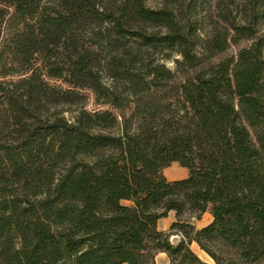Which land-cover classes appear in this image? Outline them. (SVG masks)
Returning <instances> with one entry per match:
<instances>
[{"label":"trees","instance_id":"16d2710c","mask_svg":"<svg viewBox=\"0 0 264 264\" xmlns=\"http://www.w3.org/2000/svg\"><path fill=\"white\" fill-rule=\"evenodd\" d=\"M5 24L0 264H264V0H0Z\"/></svg>","mask_w":264,"mask_h":264},{"label":"rangeland","instance_id":"374dc122","mask_svg":"<svg viewBox=\"0 0 264 264\" xmlns=\"http://www.w3.org/2000/svg\"><path fill=\"white\" fill-rule=\"evenodd\" d=\"M147 4L150 7H156L158 5V3L154 2V1H148ZM9 33H10V27L8 24H5L3 26V31H2L1 36H0V48L3 44V41L9 35ZM263 34H264V32H263ZM245 44H246L245 42H242L240 46H245ZM237 48L238 47H231L226 52V54L227 55L234 54L236 52ZM178 58H179V56L173 55L171 59L166 60L164 62L165 66L174 71L176 66H175V63L173 62V60L178 59ZM219 58H221V56L217 57L216 59H219ZM263 59H264V47H263ZM177 77L179 78V77H181V75L179 74ZM18 78L19 77L17 76V74H13L12 76H7L4 79L0 78V80H4V81L9 82V81H16ZM50 82L55 84V85H59L61 87H64V88L66 87V85L60 81L51 80ZM263 84H264V78H263ZM84 94L86 95V100H85L86 109H88V110H104L107 108V107L96 105L95 101H94V96L91 92L85 91ZM175 165L179 167V165H177V164H174V165L170 164V166H168L166 168V171L172 172L174 170V168H172V167ZM123 203L129 204L128 202H123ZM172 220H174V212H169L167 217L163 218L160 221L158 229L160 231L162 230L164 232H167L169 230V224ZM181 220L184 222L190 223L196 229H200V228L206 226L211 221V216H210L209 212H205L204 214H202L200 216L199 219H197L194 215L186 213L181 217ZM180 239H181V235L178 234L177 236H174V235L171 236L169 238V241L173 245H177L178 242L180 241ZM189 247L194 252V254L201 260V262H203L204 264H215L213 262V260L205 252H203L195 243H191ZM154 260H155L156 264H170L169 258L167 257V255L165 253H157L155 255Z\"/></svg>","mask_w":264,"mask_h":264},{"label":"crops","instance_id":"0c3cea01","mask_svg":"<svg viewBox=\"0 0 264 264\" xmlns=\"http://www.w3.org/2000/svg\"><path fill=\"white\" fill-rule=\"evenodd\" d=\"M174 165V164H177V165H179L177 162H173V163H171V165ZM172 168H174V170L172 171V172H167L166 171V168L165 169H163V171H162V174L164 175V177L166 178V180L167 181H179V180H183V179H186L187 178V176H188V171H187V169L186 168H183V167H178V166H173ZM163 219V218H162ZM162 219H160L159 221H158V224H157V226H159V223H160V221L162 220ZM174 220H172L171 222H170V224L173 222ZM170 224H169V226H170ZM162 231V230H161Z\"/></svg>","mask_w":264,"mask_h":264}]
</instances>
